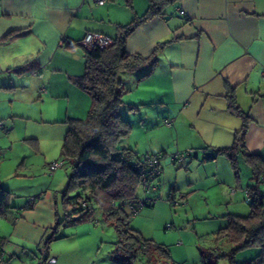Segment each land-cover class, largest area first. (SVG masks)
Returning a JSON list of instances; mask_svg holds the SVG:
<instances>
[{
    "label": "crops",
    "instance_id": "obj_1",
    "mask_svg": "<svg viewBox=\"0 0 264 264\" xmlns=\"http://www.w3.org/2000/svg\"><path fill=\"white\" fill-rule=\"evenodd\" d=\"M148 4L149 0H107L103 4L93 0H0V121L9 123L7 134L1 135V146L10 157L16 148L25 155L17 161L21 172L14 176L30 180L35 174L24 171H48L52 161H63L66 121L83 119L88 113L91 98L76 83L84 71L86 49L78 42L88 32L113 38L118 26L144 14ZM162 12L140 23L126 39L127 53L145 57L166 42L157 51L150 73L144 75L145 67L121 75L129 115L138 108L157 107V113L149 111V118L160 125L162 120H171L168 128L188 141L189 151L207 145V141L215 148L227 147L242 124L227 106L226 94L232 93L248 115L240 149L264 160V0H175ZM30 120L58 128L53 143L57 147L61 144L59 153L41 157L40 141L46 136L28 133ZM31 155L41 159L29 162ZM55 176L50 177L52 182ZM35 181L29 185L36 191L27 193L0 178V185L12 196L26 197L18 207L12 197L13 208L0 216V220L5 219L0 221V237L6 241L7 261L21 264L33 260L39 256L43 241L54 234L47 250L57 257L56 264H88V258L73 259L72 251L80 250L60 248L59 241L51 244L59 237L68 238L57 234L69 223L67 218L58 219L51 184L41 188ZM57 220L61 224L56 226ZM115 249L116 245L110 260L89 263L123 264L131 260ZM155 258L154 251L138 255L133 264H174Z\"/></svg>",
    "mask_w": 264,
    "mask_h": 264
},
{
    "label": "rangeland",
    "instance_id": "obj_2",
    "mask_svg": "<svg viewBox=\"0 0 264 264\" xmlns=\"http://www.w3.org/2000/svg\"><path fill=\"white\" fill-rule=\"evenodd\" d=\"M126 96L127 94L123 97L120 112L129 123L130 133L119 142V146L131 149L139 156L161 155L160 174L154 180L156 185V192L152 197L154 200L147 201L146 205L138 206V211L130 217L129 228L139 233L150 245L160 246L168 252L169 256H166L162 252L150 249L147 253L151 254L154 251L156 258L153 260L160 261L162 258L173 261L174 264H230L229 253L234 245L224 238L218 239L217 231L227 225L229 214L247 216L250 212L246 191L251 173L249 165L240 152L236 156V174L224 154L216 153L213 159L204 160L206 152L216 150L212 143H209L211 141L206 142L204 139L201 141H205L207 145L192 150L197 152V156L188 155L189 150L186 148L188 141L183 140L181 135L177 137L174 128L171 132L163 120L160 125L153 118H149V111L157 113L159 110L157 107L148 110L138 108L133 116L129 115V109L125 103L128 102ZM3 123L8 128V121L3 120ZM52 127L33 120L26 124L28 133L46 136L40 141L43 153L41 157L52 153L57 154L60 151L61 144L57 147L54 145L55 142L53 143L59 131L58 128ZM2 134L0 133V146ZM233 140L228 141L229 146L232 145ZM191 142L195 144L197 140ZM178 152L185 154L184 160L180 163L173 162L170 158L172 154ZM18 154H20L19 159L15 158ZM24 156L23 150L19 148H16L14 154L12 153V157L9 152H4V155L0 156V178L10 186H21L27 193L31 190L36 191L29 185L31 180H36L35 185L39 183L41 188L51 184L50 187L56 192L54 194L57 199L58 219L67 218L69 223V226L62 227L57 234V237L66 234L68 238L59 237V240L51 244L55 245L59 241L60 248L80 250L79 253L74 254V251L71 253L76 260L87 261L88 258L90 263L110 260L109 257L114 255L112 250H114L118 234L112 222L104 216L96 204H92L91 214L82 220H77V215L70 209L67 210L66 217L62 194L71 173L70 163L65 160L64 164L57 168L58 172L39 169L38 173H30L31 171L26 170L23 174L29 173L30 176L35 174L29 180L23 176H14L15 172H21L17 161L20 162L25 158ZM35 157L38 160L41 159L39 156L31 155L28 157L29 162ZM40 164L41 162L38 161V165ZM53 173L56 176L52 182L50 177ZM32 192L30 195H34ZM67 194L72 202L77 199L78 191L69 190ZM24 196L13 195L12 202L18 207L19 202H25ZM137 196L139 199L146 196L141 185L137 188ZM31 197L33 196H30L28 200L32 199ZM127 212L129 213L126 209ZM2 220L5 221V219ZM64 240L66 242H62ZM257 252L256 247L244 248L235 251L234 258L237 262H242L253 258ZM139 254L131 257V260L135 261ZM118 255L123 257L122 253Z\"/></svg>",
    "mask_w": 264,
    "mask_h": 264
},
{
    "label": "trees",
    "instance_id": "obj_3",
    "mask_svg": "<svg viewBox=\"0 0 264 264\" xmlns=\"http://www.w3.org/2000/svg\"><path fill=\"white\" fill-rule=\"evenodd\" d=\"M173 1L175 0H149L144 14L126 25L118 26L115 36L110 37V46L85 49L84 71L76 79V83L89 94L90 108L85 118L66 121L68 127L61 145L62 165L65 160L71 165V173L62 194L66 217L67 210L70 209L77 215V220H82L91 214L92 204H96L117 231L115 252H123L130 258L137 253L144 255L150 249L169 255L165 249L150 245L139 233L129 228L128 223L133 213L125 204L130 203L138 209V201L144 200L138 198L137 188L139 185L143 188L140 183L143 170L141 162L146 154L139 156L131 149L119 146V142L130 133L129 123L120 112L123 103L121 75L145 67L148 70L144 75L150 73L157 51L166 42L159 43L154 52L146 57L127 53L125 43L136 26L163 14L166 4ZM226 98L229 111L241 118V127L235 132L232 145L206 152L203 159H213L216 153L224 154L236 174V156L239 152L242 154L251 171L246 190L250 212L247 216L229 214L227 225L217 231V238H224L234 245L229 253L230 264H264V160L258 154L240 149V143L246 134L248 115L238 106L232 93H227ZM190 152L192 151H188V155ZM159 174L160 172L155 175L154 180ZM152 185L156 187L154 181ZM75 189L78 191L77 199L70 202L67 192ZM155 192L156 189L150 191L148 196L152 198ZM11 199L12 193L0 185L1 217L13 208ZM146 204L147 201H144L143 205ZM126 209L129 213H126ZM60 222L57 220L56 226ZM54 238V234L47 237L40 250L47 249L48 243ZM248 247L258 248L257 254L251 259L237 262L234 258L235 251Z\"/></svg>",
    "mask_w": 264,
    "mask_h": 264
},
{
    "label": "built area",
    "instance_id": "obj_4",
    "mask_svg": "<svg viewBox=\"0 0 264 264\" xmlns=\"http://www.w3.org/2000/svg\"><path fill=\"white\" fill-rule=\"evenodd\" d=\"M94 2L98 3V4H103L105 3L107 0H93ZM181 13H183L181 11ZM81 46H83L84 48L90 50L94 47H98V48H105L108 47L112 44V39L106 35L100 34V33H96V32H88L84 35V37L78 42ZM43 92H45V89L42 88ZM167 125H170L172 123L171 120H166L165 122ZM8 128L6 127V125L3 123V121H0V133H5L7 132ZM3 153V149L0 146V155H2ZM171 160L173 162H182L185 158V154L184 153H175L171 155ZM160 159H161V155L156 154H146L143 158H142V165H143V170H141V179H140V183L142 184L144 191H145V198L144 201H149V200H153V198H151V196H148V193L150 191H155L156 187H154L152 185L155 175H158V173L160 172V167H159V163H160ZM60 166H62V161H55L49 164V170L53 171L57 168H59ZM143 200H139L138 201V206L140 207L141 205H143ZM128 210H132L131 212L134 214L138 211L137 208H135L132 204H125ZM5 244L6 241L5 239H0V264H9V262L7 261V252L5 251ZM134 260H129L123 264H133ZM57 262V257L55 255H52L48 252L47 249H41L39 252V256L34 258L33 260H30L28 262H24L22 264H56Z\"/></svg>",
    "mask_w": 264,
    "mask_h": 264
},
{
    "label": "water",
    "instance_id": "obj_5",
    "mask_svg": "<svg viewBox=\"0 0 264 264\" xmlns=\"http://www.w3.org/2000/svg\"><path fill=\"white\" fill-rule=\"evenodd\" d=\"M193 154L195 157L197 156V152L196 151H192L189 153V155Z\"/></svg>",
    "mask_w": 264,
    "mask_h": 264
}]
</instances>
